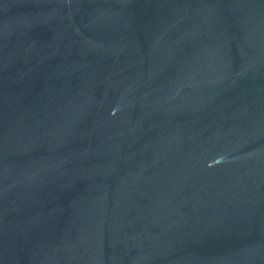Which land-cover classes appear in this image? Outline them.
<instances>
[{"label": "water", "instance_id": "1", "mask_svg": "<svg viewBox=\"0 0 264 264\" xmlns=\"http://www.w3.org/2000/svg\"><path fill=\"white\" fill-rule=\"evenodd\" d=\"M0 264H264V0H0Z\"/></svg>", "mask_w": 264, "mask_h": 264}]
</instances>
